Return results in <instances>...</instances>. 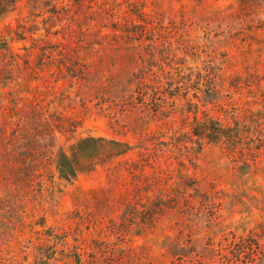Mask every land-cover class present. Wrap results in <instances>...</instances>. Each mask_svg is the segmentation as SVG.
Masks as SVG:
<instances>
[{"label": "rangeland", "instance_id": "obj_1", "mask_svg": "<svg viewBox=\"0 0 264 264\" xmlns=\"http://www.w3.org/2000/svg\"><path fill=\"white\" fill-rule=\"evenodd\" d=\"M149 1L0 0V264H264V0Z\"/></svg>", "mask_w": 264, "mask_h": 264}, {"label": "trees", "instance_id": "obj_2", "mask_svg": "<svg viewBox=\"0 0 264 264\" xmlns=\"http://www.w3.org/2000/svg\"><path fill=\"white\" fill-rule=\"evenodd\" d=\"M149 3H150L149 0H137V1L129 0V2L125 5H129L128 6V9H129L131 6L135 7V8L137 7V5L147 6ZM115 7L119 8L117 5H115ZM5 9L7 10L9 8L7 6H5L4 3H0V11H2V14H0V15H4V13H6ZM68 14L69 13L67 12V10H65V16H67ZM105 14H106V16L101 15V19H107V18L114 17V14L113 15L108 14L107 10L105 11ZM1 20H2V18H0V21ZM113 25H114L113 26L114 32L119 33L118 35L114 34V37L115 38L121 37V39L124 40V34H126V30H127L124 20H123V23L122 22H114ZM87 27L88 26L82 25L79 28H80V30H82L83 28H87ZM9 39H10V41L12 40L11 38H9ZM2 44H4V46H1V44H0V54H2L3 51L10 52L11 48L8 46V44L6 42H4ZM211 118H212L211 120H214L213 117H211ZM215 121L216 120H214V123H216ZM20 127H21V124H20ZM202 127H203V132L205 133L206 127H204V124ZM15 141L16 142L14 143V145H11L9 143H8V145H10L12 148L11 154L12 155L16 154V156H15L16 160L19 159L21 162L23 160V159H21V157L24 156L27 152H29L30 155L37 152L36 148L33 146L36 144L35 140L30 141L23 134H19ZM83 142H85V143L94 142V140L87 139V140H83ZM112 143L115 145H118V143H116V142H112ZM48 155L51 156L52 154L48 153ZM51 166H54V168H53L54 174H57L59 179L64 180L67 183L74 182L76 180L77 175H78V169H79L78 165L73 164L68 159V157L66 156V153L63 151L62 148H59V150L56 151L55 157L53 159ZM35 167H36V164L26 165L25 163H22L15 170H17L20 174H25V173H28L31 169V171L33 172L32 175H34L36 172L33 170V168H35ZM37 173H40V172H37ZM39 176H41V175H39ZM44 257H45V255L43 253H40L37 256V259H43Z\"/></svg>", "mask_w": 264, "mask_h": 264}]
</instances>
